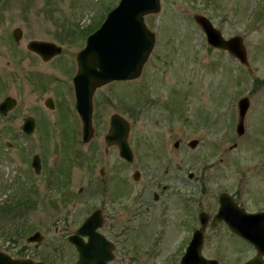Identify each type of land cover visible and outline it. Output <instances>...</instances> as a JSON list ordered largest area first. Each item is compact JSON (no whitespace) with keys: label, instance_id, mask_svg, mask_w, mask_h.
I'll list each match as a JSON object with an SVG mask.
<instances>
[{"label":"rangeland","instance_id":"374dc122","mask_svg":"<svg viewBox=\"0 0 264 264\" xmlns=\"http://www.w3.org/2000/svg\"><path fill=\"white\" fill-rule=\"evenodd\" d=\"M118 1L0 0V101L7 95L17 100L7 115L0 114V250L10 255L24 251L44 261L48 252L56 253L59 247L53 238L64 239L92 207L107 199L98 186L99 166L115 162L114 183L121 181L123 163L117 155L111 152L105 158L101 144H64L60 136L70 135L60 133L43 105L51 87L61 84L48 72L56 74L53 67L58 65V70L62 64L65 75L58 77L69 76L84 38ZM193 14L207 16L224 37L241 35L249 68L209 46ZM263 14L264 0H161L160 12L145 16L156 44L141 76L113 84L116 95L108 96L109 103L100 111L104 116L113 111L124 114L129 104L134 159L125 166V174L132 180L133 195L143 192L152 207H192V232L199 226V211L216 207L221 191L242 207H264ZM31 39L61 44L63 52L45 64L26 49ZM113 85L100 90L101 95L112 93ZM243 96H248L249 107L243 135L238 136L237 101ZM26 115L38 121L30 135L19 127ZM98 132L102 134L103 128ZM190 139H198V144L190 148ZM35 153L45 164V172L38 175L30 166ZM136 171L140 176L135 180ZM128 195L117 194L118 200L106 202L109 207L128 203ZM140 216L152 218L145 212ZM157 222L156 217L151 221L152 230L158 228ZM35 230L44 236L37 246L25 242ZM140 240L135 247L145 250L149 241L144 242L142 234ZM206 242L203 254L209 257ZM221 244L225 257L218 264L239 263L253 255L241 241ZM161 259L147 264H164Z\"/></svg>","mask_w":264,"mask_h":264},{"label":"flooded vegetation","instance_id":"af4514ba","mask_svg":"<svg viewBox=\"0 0 264 264\" xmlns=\"http://www.w3.org/2000/svg\"><path fill=\"white\" fill-rule=\"evenodd\" d=\"M91 32L92 31H90L89 33ZM86 39L87 37L84 38V44L81 49L84 47ZM59 45L61 46V44ZM62 52L59 55L54 56L49 61H42L37 54L29 51V53H33L34 55H36L39 60H41L45 64L53 63L51 61L57 59L62 54ZM75 60L76 59L73 60L74 64L72 72L69 74V76L65 77L64 80L58 77L57 75L58 73H62L63 76L65 75V73L61 70H66L62 64L60 66L61 68L58 70L56 69L58 65H55L53 67V69L56 71V74L53 75L52 73L48 72V76L50 78L56 77L55 80L59 81L61 84L57 87H51V94L44 98L43 105L47 108L48 111L52 113L53 119L57 121V125L60 127V133L70 135L68 137L60 136L61 140L63 139L62 141L64 142V144H73L75 146V144L80 142L82 145L90 147H93L96 144H101L104 147L103 153L105 155V158L111 152H113V155H117L116 157H118L121 163H123V165L121 166V171L124 173L122 174V178L119 184L117 183V186L114 183V171L117 166L115 165V162L111 161L108 164L105 163V166H99L98 186L103 190L104 195L107 196V199L102 200L100 203H98L97 206L92 207V210L85 217H83V220L80 222V224L76 228H74L73 231H70L66 233L65 236H63V241L61 240V237L56 239L53 238V240L55 241L54 244L59 247L56 248V253L48 252V254H46V256L44 257L46 259L44 261L35 258L33 254L30 255L28 253H24V251H18V254L15 256L12 255V257L18 260H30L34 263L40 262L42 264H134L135 262L139 261H143L145 264H147L154 258L156 260H160L161 257V261L164 264H179L182 256L184 255L186 247L192 238V207H152L149 201L144 198V194H142L143 192L137 193L134 196L131 184L132 180L128 179L125 174V166L127 164H130L132 161L128 162V160L122 158L118 153V147L115 144H108L105 141L106 133L109 131L110 128L111 116L113 114H118L125 120L129 127L127 131V142L130 149L132 148L131 144L129 143L132 131V116L129 113L131 110L129 104L126 103L127 105L126 107H124V109L125 113L129 114L130 116H124L125 113H119L118 111H113L108 116H104L100 112L101 109H104L105 105L109 103L108 96L111 95L114 97L116 95L115 86L113 84L119 82L128 83L132 80L112 81L95 90L92 96L91 112L93 135L91 139L89 141H86L85 143L82 138V121L76 111L74 103L76 101L74 95V85L72 81L77 71V62ZM240 64L245 66L246 68H249V64ZM111 85H113L111 90L112 93H109L107 97H103L100 93V90L109 88L111 87ZM46 103L51 106L46 105ZM63 109H66L68 113H62ZM32 117L34 118L35 125H38L36 117ZM47 119L48 118H46V120ZM20 126H22V123ZM100 128H103L102 134L98 132ZM35 129L36 126L34 127V130ZM35 154H37L39 158L40 169L38 172L35 171V168L31 164ZM35 154H33L31 157L30 166L32 168L33 173L38 175L41 172H45V164L41 160V156L38 153ZM136 175H138V177H134L133 179L135 180L139 178L140 173L138 172ZM97 191L99 192L98 188ZM124 191H126L127 194L123 196L122 193ZM129 193L131 195L128 199V203L113 204L111 205L112 207H109V203L115 202L116 200H118V198H121L122 196L128 198ZM117 194H119L118 198ZM132 196L135 197V200H133ZM152 197L154 200H158L159 195L157 193H154ZM231 198L238 207H225L226 213L222 216L216 217L220 208L218 198L216 200V207L206 208V226L204 231V242L207 241L206 243H208V246L210 247L209 253H211V255L208 258L216 259L218 263L220 261H223V257H225V254L222 253L224 252V250L221 243L225 242V240H238L243 243L241 245L253 251V255H251L245 260L240 261L239 263L236 262L233 264L243 263L253 257H259L260 260L264 262V252L260 253L250 242L246 241L241 236L232 232L230 230L229 222L227 221L232 220L240 222V220H242L241 216L243 213L253 214L264 212V207H242L237 202V200H235V197L231 196ZM106 201L109 203H107ZM149 210H151V212ZM144 212L145 214L148 213V215H150L153 219L155 217L158 219V222L156 224L158 228L156 230H152V225H150L151 221H153L152 218L151 220L146 217H144V219H141L140 214L142 215V213ZM93 213H96L98 217L94 222L89 223L88 227L92 228L94 231L78 232V245H75V243H72L70 241L69 236L74 234L77 231V228H79L83 224L86 217ZM198 215L199 213L197 214V223L200 226ZM261 225L264 226V223H262ZM219 230H222L226 235L221 234ZM139 233L140 236H136ZM174 233L181 234L180 236H178ZM40 234L42 235L41 232ZM141 234L143 235L144 242L145 240L146 242L149 241L148 244L146 243L147 245L145 250H138L135 247L137 246L138 242H141ZM221 239L225 240L223 241ZM215 240H217V242L213 243ZM51 243L52 240L50 244ZM69 247L71 248V251L68 250Z\"/></svg>","mask_w":264,"mask_h":264},{"label":"water","instance_id":"95a60500","mask_svg":"<svg viewBox=\"0 0 264 264\" xmlns=\"http://www.w3.org/2000/svg\"><path fill=\"white\" fill-rule=\"evenodd\" d=\"M161 10L160 0H119L116 6L107 12L100 26L88 35L85 46L76 54L77 71L73 77L75 108L82 121V138L89 141L93 135L92 127V96L95 90L109 82L120 80H135L141 73L144 64L148 60L154 45L156 36L145 24L144 16L156 14ZM264 15V14H263ZM193 19L204 32L206 42L213 48L223 49L232 55L240 63L248 65L247 51L240 35L224 38L221 31L214 27L211 21L204 15L194 14ZM18 31V30H17ZM14 38L18 40V34L14 32ZM28 51L36 53L42 61H49L61 53V46L53 41L32 39L26 44ZM17 100L12 96H5L0 101V114L5 116L10 112ZM248 97H242L237 102L238 123L236 132L238 135L244 132V116L249 107ZM46 105H49L46 103ZM35 121L32 116L23 119L21 131L31 134L34 131ZM128 125L118 114H113L110 120V128L106 133L105 141L118 147L119 155L129 161H133V153L127 142ZM197 139H190L188 145L196 146ZM178 143L175 142V145ZM7 145H11L7 142ZM35 171H39V158L35 154L31 162ZM192 176V173L189 177ZM138 177V175H134ZM219 210L216 217L226 213L225 207H238L230 195L226 192L219 193ZM204 212L199 214L201 227L192 233V239L188 243L186 252L180 260V264H216L217 261L205 258L201 254L205 218ZM98 216L93 213L86 217L77 231L69 236L75 245H78V232L94 231L88 224L94 222ZM239 221L227 220L230 229L251 242L261 253L264 252V212L243 213ZM95 226V225H94ZM259 226V227H258ZM96 227V226H95ZM94 227V228H95ZM43 236L35 231L26 238V242L41 243ZM42 264L28 260H18L8 253L0 250V264ZM243 264H264L259 257L250 259Z\"/></svg>","mask_w":264,"mask_h":264},{"label":"trees","instance_id":"16d2710c","mask_svg":"<svg viewBox=\"0 0 264 264\" xmlns=\"http://www.w3.org/2000/svg\"><path fill=\"white\" fill-rule=\"evenodd\" d=\"M94 28H95V27H92V28L90 27L91 30H93ZM17 208H18V207H17ZM10 209L14 210L13 207H3V210H4V211H6V210H10ZM12 210H11V211H12ZM18 233H19V232H18ZM18 233H17V234H18Z\"/></svg>","mask_w":264,"mask_h":264},{"label":"bare ground","instance_id":"6f19581e","mask_svg":"<svg viewBox=\"0 0 264 264\" xmlns=\"http://www.w3.org/2000/svg\"><path fill=\"white\" fill-rule=\"evenodd\" d=\"M221 192H226L225 190L224 191H221ZM220 193V192H219ZM219 193H218V199H219ZM226 193H228V192H226ZM229 194V193H228ZM230 195V194H229ZM231 197V196H230Z\"/></svg>","mask_w":264,"mask_h":264}]
</instances>
